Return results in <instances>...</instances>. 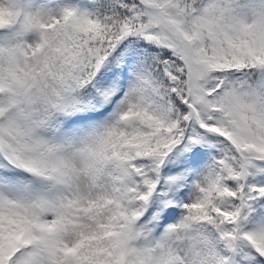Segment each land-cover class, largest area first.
Segmentation results:
<instances>
[{
  "label": "snow or ice",
  "instance_id": "snow-or-ice-1",
  "mask_svg": "<svg viewBox=\"0 0 264 264\" xmlns=\"http://www.w3.org/2000/svg\"><path fill=\"white\" fill-rule=\"evenodd\" d=\"M0 264H264V0H0Z\"/></svg>",
  "mask_w": 264,
  "mask_h": 264
}]
</instances>
